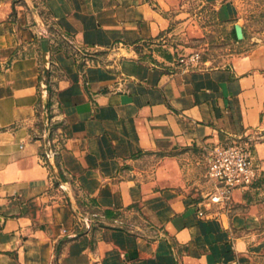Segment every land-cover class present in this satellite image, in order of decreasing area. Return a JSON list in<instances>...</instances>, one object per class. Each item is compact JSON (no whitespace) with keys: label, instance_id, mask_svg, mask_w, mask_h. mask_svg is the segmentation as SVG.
<instances>
[{"label":"crops","instance_id":"0c3cea01","mask_svg":"<svg viewBox=\"0 0 264 264\" xmlns=\"http://www.w3.org/2000/svg\"><path fill=\"white\" fill-rule=\"evenodd\" d=\"M202 6L238 16L235 0H0V264H264V44L186 67ZM235 140L258 176L209 202V152Z\"/></svg>","mask_w":264,"mask_h":264},{"label":"rangeland","instance_id":"374dc122","mask_svg":"<svg viewBox=\"0 0 264 264\" xmlns=\"http://www.w3.org/2000/svg\"><path fill=\"white\" fill-rule=\"evenodd\" d=\"M235 1L238 16L229 21L216 18L213 10L206 14L204 6L197 9L200 34L180 37L182 54L199 51L202 59H210L212 64H226L256 45L264 44V0ZM234 22L240 24L244 31V37L239 40L233 34ZM185 46L190 48L186 50ZM202 166H205L203 161Z\"/></svg>","mask_w":264,"mask_h":264},{"label":"built area","instance_id":"2783aa9c","mask_svg":"<svg viewBox=\"0 0 264 264\" xmlns=\"http://www.w3.org/2000/svg\"><path fill=\"white\" fill-rule=\"evenodd\" d=\"M178 61L186 67H197L202 62V56L199 51H192L180 55ZM46 126L49 135L48 120ZM46 146L47 156H43L49 160L57 154L58 147L54 138L49 136ZM207 161L206 176L212 185L207 197L212 203L229 202L235 188L252 184L258 176L250 140L218 144L210 150ZM200 214L203 212L200 211Z\"/></svg>","mask_w":264,"mask_h":264},{"label":"water","instance_id":"95a60500","mask_svg":"<svg viewBox=\"0 0 264 264\" xmlns=\"http://www.w3.org/2000/svg\"><path fill=\"white\" fill-rule=\"evenodd\" d=\"M235 29H236V33H237V36L239 39L243 38L244 37V31H243V28L240 24L236 23L235 24ZM41 46H42V54H43V57H44V62H45V65H46V68H48V57H47V54L50 50V47H49V38L44 36L42 37L41 39Z\"/></svg>","mask_w":264,"mask_h":264},{"label":"trees","instance_id":"16d2710c","mask_svg":"<svg viewBox=\"0 0 264 264\" xmlns=\"http://www.w3.org/2000/svg\"><path fill=\"white\" fill-rule=\"evenodd\" d=\"M233 34H234V36H235V38L237 39V40H239V38H238V36H237V33H236V29H235V26L233 27ZM49 74H50V72H48V74H47V76H46V79H48V76H49ZM48 104H50V102L48 103ZM50 119V115H48V120ZM54 125L53 124H49V137H51L52 136V134H53V130H54ZM47 150H48V146H46V144H45V146H44V149L42 150V155H44V156H47Z\"/></svg>","mask_w":264,"mask_h":264}]
</instances>
